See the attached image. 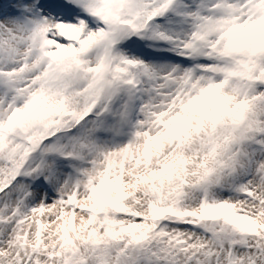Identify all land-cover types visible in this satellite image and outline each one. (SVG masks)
<instances>
[{
  "label": "snow or ice",
  "instance_id": "snow-or-ice-1",
  "mask_svg": "<svg viewBox=\"0 0 264 264\" xmlns=\"http://www.w3.org/2000/svg\"><path fill=\"white\" fill-rule=\"evenodd\" d=\"M0 264H264V0H0Z\"/></svg>",
  "mask_w": 264,
  "mask_h": 264
}]
</instances>
